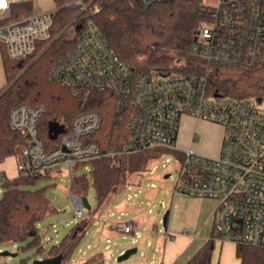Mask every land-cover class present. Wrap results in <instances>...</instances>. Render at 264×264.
I'll use <instances>...</instances> for the list:
<instances>
[{
	"label": "built area",
	"instance_id": "1",
	"mask_svg": "<svg viewBox=\"0 0 264 264\" xmlns=\"http://www.w3.org/2000/svg\"><path fill=\"white\" fill-rule=\"evenodd\" d=\"M22 1L25 0H0V20L9 16L13 3ZM161 1L139 0L144 8ZM76 4L83 10L87 8L82 0ZM206 20L210 25L199 29L192 47L195 57L207 65L252 67L260 62L264 55V0H218L209 9ZM51 26L52 12L0 25V44L7 47L11 59L33 56L36 42L50 39ZM50 77L74 97L91 92L115 94L117 111L127 118L128 138L122 152L132 155L172 151L183 155L174 198L215 201L213 224L217 241L264 249V97H216L218 93H209L208 73H136L121 60L94 21L78 37L74 50L53 67ZM46 111L45 106L22 104L10 114L12 129L23 132L27 138L14 156L18 176H50L62 168L72 176L74 168L80 165L90 172V163L104 156L97 143L87 140L101 129L102 115L97 111L79 114L69 132L59 122L68 136L63 142L62 134L57 140L50 139L48 148L39 136V123ZM185 117L222 127L218 157L202 156L193 146L186 150L178 148ZM4 181L5 176L0 173V185ZM81 198L72 196L77 218H85ZM120 230L134 232L141 238L131 223L122 224Z\"/></svg>",
	"mask_w": 264,
	"mask_h": 264
},
{
	"label": "trees",
	"instance_id": "2",
	"mask_svg": "<svg viewBox=\"0 0 264 264\" xmlns=\"http://www.w3.org/2000/svg\"><path fill=\"white\" fill-rule=\"evenodd\" d=\"M54 0L50 39L36 42L33 56L11 59L8 49L0 44L2 62L10 85L40 55L73 20L65 31L36 62L0 98V164L14 157L27 142L23 132L13 130L10 114L22 104L45 106L46 113L39 123V136L49 148V124L63 123L68 132L73 120L85 111L102 115L101 129L87 140L97 143L104 156L93 160L91 171L72 178V186L85 196L92 177L100 203H103L119 186L129 184L134 174H143L161 153L147 151L124 154L127 141V118L117 111V97L112 92H91L74 97L66 88L54 82L50 73L53 67L70 54L78 37L94 21L121 60L136 73L180 74L186 76L208 73L210 94L218 93L234 99L264 97V55L252 67L207 65L192 54V47L201 24L211 8L206 0H162L151 8L141 6L139 0ZM34 1L25 0L11 5L9 16L0 25L16 23L34 14ZM72 30V35L68 31ZM113 153L112 156L105 154ZM18 176L5 178L0 200V245L20 244L21 249L34 248L44 254L39 233L40 224L51 214L52 203L46 189L26 188L47 178ZM169 220V219H168ZM89 226L88 220L78 224L61 243L52 246L43 259L63 256L62 264L72 262L74 250ZM215 236L208 239L187 264H214ZM241 264H264V249L246 245L236 247ZM81 264H105L102 253H97Z\"/></svg>",
	"mask_w": 264,
	"mask_h": 264
},
{
	"label": "rangeland",
	"instance_id": "3",
	"mask_svg": "<svg viewBox=\"0 0 264 264\" xmlns=\"http://www.w3.org/2000/svg\"><path fill=\"white\" fill-rule=\"evenodd\" d=\"M33 1L35 14L45 13L46 9H53L54 6L52 0ZM217 1L206 0V4L212 7ZM208 25L210 23L205 20L201 27ZM68 35H72V30L68 31ZM183 124L185 122H182ZM208 124L211 123L199 121L183 126L192 127L190 143L195 135L194 149L198 154L216 158L209 156L213 152L212 149H216V139L210 137L212 129ZM67 136L68 133L62 134L60 141H65ZM177 142L179 145V138ZM167 159L171 162H167ZM183 160L181 154L164 151L151 162L149 171L132 175L129 184L119 186L103 203H100L97 197L91 177L89 189L83 196L91 205L90 210L84 208L85 218L74 216L72 202L73 195H81L73 188L72 178L89 173L83 169V165L75 167L72 176L62 168L58 174L50 175L26 187L31 190L45 188L52 203L51 214L39 227L44 254L34 248L21 249L20 244L0 245V252L10 253L0 256V264H33L34 261L43 259L52 246L61 243L83 220H88L89 226L74 250L72 262L79 261L76 264H81V260L102 253L105 264H160L167 234H187L188 238L200 241L203 239V215L211 213L213 209V200L174 198V186L183 167ZM89 167L91 168V165ZM154 167L156 168L153 171ZM7 173L16 177L15 166L9 164ZM169 173L172 176L165 178ZM3 192L4 187L0 186V200ZM167 212L170 214L165 228L163 220ZM124 223L133 224L141 238H137L134 232L127 234L120 230ZM133 248L138 250L137 253L128 260L118 261L122 254Z\"/></svg>",
	"mask_w": 264,
	"mask_h": 264
},
{
	"label": "crops",
	"instance_id": "4",
	"mask_svg": "<svg viewBox=\"0 0 264 264\" xmlns=\"http://www.w3.org/2000/svg\"><path fill=\"white\" fill-rule=\"evenodd\" d=\"M40 1V0H38ZM42 1V0H41ZM53 1V9H46V12H53L56 8L55 2ZM35 14V13H34ZM1 18V17H0ZM7 79L5 75V70L3 67L2 62H0V94L7 88ZM182 122H185V124H189V122H199L198 120H195L190 117H185ZM181 123L180 131H179V145L177 142V146L180 150H186L190 148L191 146L194 147V141L192 139V142L190 143L191 139V133H192V127L190 126H183ZM210 125V128L212 129V132L210 134L211 138L216 139L214 141L216 143V149H212L213 152L209 156L218 157L221 152L222 148V142H223V129L221 126L216 124H208ZM196 127L194 129L195 134ZM178 141V139H177ZM190 145V146H189ZM210 152V151H209ZM10 160H13V162H10ZM12 164L15 166L17 176H9L7 173L8 165ZM0 173H2L5 178L12 180L18 177V170L16 167V161L14 157L8 158L4 163L0 164ZM211 201V200H210ZM213 209L212 212L205 213L203 215V226H202V235L203 239L200 241L196 238H188L187 234H170V237H167L164 248H163V254L161 255V262L160 264H187V262L194 256V254L202 247V245L210 239L212 236H214V224H213V214L216 209L217 203L215 201H212ZM215 251L213 253V263L214 264H241L240 260L236 256V245L232 243H224L217 241L215 239ZM217 247V249H216ZM82 263L86 260H81ZM79 262V261H77ZM75 261V263H77ZM153 264V262L151 263Z\"/></svg>",
	"mask_w": 264,
	"mask_h": 264
},
{
	"label": "water",
	"instance_id": "5",
	"mask_svg": "<svg viewBox=\"0 0 264 264\" xmlns=\"http://www.w3.org/2000/svg\"><path fill=\"white\" fill-rule=\"evenodd\" d=\"M76 19L73 20L56 38H54L50 44L47 46V48L44 50L46 51L61 35H63L65 33L66 30H68V28H70L74 23H75ZM44 51L38 55L33 62L10 84L8 85V87L0 94V98L6 93V91H8L16 82L17 80L28 70V68L37 61V59H39L41 57V55L44 53ZM216 97L219 96V94H215ZM66 132L65 126L57 121H52L49 124V138L52 140H57L59 135L64 134ZM28 137V136H27ZM169 176L166 175L165 178H168ZM85 208H87L88 210L91 209V205L89 204V201L87 200V198L82 197L81 198ZM169 212H167L164 216V220H163V224L165 226V228H167L168 225V219H169ZM137 249L133 248V249H129L127 250L124 254H122L119 258L118 261L122 262L125 260H128L133 254L137 253ZM10 255V253L8 252H0V256H7ZM63 263V256L62 255H58L55 257H51V258H46V259H41V260H36L33 262V264H62Z\"/></svg>",
	"mask_w": 264,
	"mask_h": 264
}]
</instances>
